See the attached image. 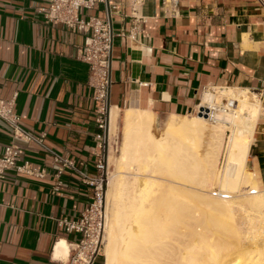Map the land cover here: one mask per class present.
I'll list each match as a JSON object with an SVG mask.
<instances>
[{
  "label": "crops",
  "instance_id": "crops-1",
  "mask_svg": "<svg viewBox=\"0 0 264 264\" xmlns=\"http://www.w3.org/2000/svg\"><path fill=\"white\" fill-rule=\"evenodd\" d=\"M111 2L104 105L97 99L102 78L78 55L93 30L48 21V0H0V101H11L31 137L16 138L0 116V156L15 142L19 162L36 168L0 176V264H79L74 259L84 232L69 231L66 223L82 218L95 200V182L108 178V167H98L108 96L110 112L119 113L122 145L128 111L151 112L165 127L172 117L199 115L208 91L248 90L261 101L247 164L264 189V2ZM81 14L110 22L107 3ZM63 240L68 253L56 258ZM96 264H105L101 250Z\"/></svg>",
  "mask_w": 264,
  "mask_h": 264
},
{
  "label": "bare ground",
  "instance_id": "bare-ground-1",
  "mask_svg": "<svg viewBox=\"0 0 264 264\" xmlns=\"http://www.w3.org/2000/svg\"><path fill=\"white\" fill-rule=\"evenodd\" d=\"M232 93L206 92L209 115L172 117L158 136L151 112L128 111L120 159L133 165L122 172L117 164L104 196L98 239L105 264H161L166 242L189 225L195 229L175 253L177 264H264V189L247 164L261 99L248 90ZM110 113L112 131L119 113ZM145 145L168 179L146 174ZM61 253H68L64 240L56 258Z\"/></svg>",
  "mask_w": 264,
  "mask_h": 264
},
{
  "label": "built area",
  "instance_id": "built-area-1",
  "mask_svg": "<svg viewBox=\"0 0 264 264\" xmlns=\"http://www.w3.org/2000/svg\"><path fill=\"white\" fill-rule=\"evenodd\" d=\"M141 3L144 0H133ZM107 3V0H48V5L44 8L45 17L48 21L54 23H63L73 30H93L85 41V44L78 49L79 58L88 62L93 71L101 78L102 82L98 88L97 99L102 100L104 105L107 97V85L109 80L107 77L110 65V49H111V30L110 22L100 20L98 17L90 16L85 18L81 14L84 7H91L94 3ZM110 6L115 4L109 0ZM112 8V7H111ZM234 102L230 101L233 106ZM203 108V110H201ZM199 113L202 115H209L210 107L204 105ZM206 108L209 112H206ZM0 116L8 121L14 128V135L16 138L27 137L31 139L30 135L25 133L18 123V117L13 112V105L11 101H0ZM105 121H101L100 126L105 128ZM102 138L101 135H99ZM101 147L105 148V136L103 135V143ZM110 147V146H109ZM98 167L105 168V158L102 155ZM15 169L18 172L36 173L34 168L28 161L19 162V146L12 142L6 145L3 154L0 156V176L6 170ZM39 174V173H38ZM104 180L98 179L95 182V200L90 207L83 213L79 221L66 223L69 231L76 230L84 232V239L79 243L77 248L76 259L79 264H96V258L100 253L99 234L102 228L104 210ZM215 195H222L227 198V194H219L215 190ZM81 252L85 253V258L81 257Z\"/></svg>",
  "mask_w": 264,
  "mask_h": 264
},
{
  "label": "rangeland",
  "instance_id": "rangeland-1",
  "mask_svg": "<svg viewBox=\"0 0 264 264\" xmlns=\"http://www.w3.org/2000/svg\"><path fill=\"white\" fill-rule=\"evenodd\" d=\"M262 1L264 2V0H262ZM223 90H225L227 92L228 91L229 92L232 91L233 92L232 94H234V93H236L238 91V89H223ZM218 91L220 92V89L217 90L216 92H218ZM224 98H225V101L228 100V97L226 98V96H224ZM222 108H224V107L222 106ZM219 114H221V112H219ZM191 117H193V116H191ZM212 123H214V122L212 121ZM118 124H119V120H118ZM118 124L112 129L111 134H110V145H109L110 146V150H109L110 163L108 165V171H109L108 172V178H106L105 184L108 181L110 182V178L117 173V164H121L120 167L122 169L121 170L122 172H126L127 170L131 169L130 165H133L132 164L133 162L131 160H127L125 162H122L121 159H120L121 156H122V153H123V145L125 143V139H126L125 137L126 136H125V130H124V142L121 145L120 144V142H121V135L118 132ZM224 124H226V125L228 124L230 126V124L228 122H224ZM165 128H166V124H165V127H161L158 124H156V119H155L153 131H154V133L157 136L163 134L164 131H165ZM209 145L212 146L211 143H209ZM204 146L202 145V150L204 149ZM148 147H149V149H148ZM208 149H211V148L209 147ZM142 155L144 156V158L142 159V161L149 166L148 171L146 172V174L149 177L155 176L157 178L168 179V176H166V174L164 173V170L161 171L158 163L157 162L155 163V161H153V159H152L153 151L151 150V146L150 145H145V149L143 150ZM109 182H108V189H107V191L109 190ZM215 190H217L219 192L218 189H215ZM108 204L110 206L113 205L114 204L113 203V200L111 199V201H110V199H109L108 200ZM103 208H104V210H106L105 209L106 208L105 205H104ZM194 229L195 228L193 226H191V229H190V225H189V228H188V226H186V227H184V229H182V231L179 230L180 232H178L174 236V239L171 238V239H169L166 242L165 254L163 255L162 258L159 259V261L161 262V264H174L175 261H176L175 264H177V260H178L179 256L176 255V254L179 253V251H180L181 248H184L186 245H188V242L190 243V238H191V233L190 232H192V230H194ZM184 243H185V245H184Z\"/></svg>",
  "mask_w": 264,
  "mask_h": 264
},
{
  "label": "water",
  "instance_id": "water-1",
  "mask_svg": "<svg viewBox=\"0 0 264 264\" xmlns=\"http://www.w3.org/2000/svg\"><path fill=\"white\" fill-rule=\"evenodd\" d=\"M107 7H108V12H109V20H110V26H112V16H111V6L109 4V0H107ZM113 43V29H111V45ZM110 67V65H109ZM110 70V68H109ZM109 79H110V74H109ZM203 110V108L201 109ZM107 114H108V120H107V129L105 132V153H104V158H105V166L107 168V162H108V156H109V114H110V97L108 96L107 100ZM206 112H209V109L206 108ZM199 115H202V113H199Z\"/></svg>",
  "mask_w": 264,
  "mask_h": 264
}]
</instances>
